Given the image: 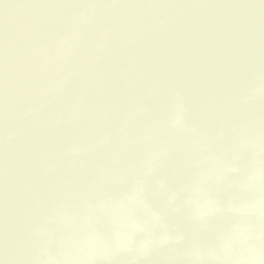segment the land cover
Returning a JSON list of instances; mask_svg holds the SVG:
<instances>
[{"label":"water","instance_id":"1","mask_svg":"<svg viewBox=\"0 0 264 264\" xmlns=\"http://www.w3.org/2000/svg\"><path fill=\"white\" fill-rule=\"evenodd\" d=\"M0 264H264V0H0Z\"/></svg>","mask_w":264,"mask_h":264}]
</instances>
